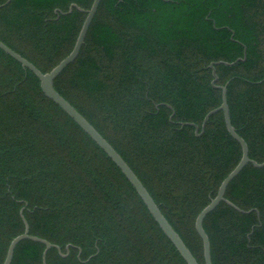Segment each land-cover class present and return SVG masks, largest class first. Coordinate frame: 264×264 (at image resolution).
Masks as SVG:
<instances>
[{
	"label": "trees",
	"instance_id": "16d2710c",
	"mask_svg": "<svg viewBox=\"0 0 264 264\" xmlns=\"http://www.w3.org/2000/svg\"><path fill=\"white\" fill-rule=\"evenodd\" d=\"M93 0H0V42L47 73ZM216 87L212 86V63ZM264 162V0H101L54 89L114 148L198 264L194 227L241 158ZM199 128L197 136L195 127ZM203 221L212 264H264V167L230 182ZM46 264H186L105 152L0 49V264L24 232ZM68 247V253L66 251ZM29 240L11 264H42Z\"/></svg>",
	"mask_w": 264,
	"mask_h": 264
},
{
	"label": "water",
	"instance_id": "95a60500",
	"mask_svg": "<svg viewBox=\"0 0 264 264\" xmlns=\"http://www.w3.org/2000/svg\"><path fill=\"white\" fill-rule=\"evenodd\" d=\"M101 0H93L90 8L88 10H82L81 8L77 7V5L72 4L67 13L69 14L72 12L73 8H77L78 10L84 12L86 14L85 20L81 26V29L78 33L76 38L75 44L71 52L62 59L58 65H56L52 70L47 73H42L38 70L33 64H31L28 60L17 54L16 52L12 51L8 48L5 44L0 42V49L5 52L7 55L12 57L14 60L19 62L21 66L25 69H28L32 72L40 82V88L44 95L54 102L57 106H59L104 152L105 154L112 160V162L118 167V169L122 172V174L126 177L129 181L131 186L137 192L138 196L143 201L144 205L148 209L151 216L154 218L156 223L159 225L160 229L166 235V237L170 240V242L174 245L176 250L179 252L181 257L185 260L186 264H198L196 259L193 257L189 249L186 247L184 242L181 240L179 235L174 231V229L170 226L168 221L160 212L158 206L155 204L145 187L142 185L140 180L137 176L133 173V171L129 168V166L125 163V161L121 158V156L114 150V148L96 131V129L88 123V121L81 116L55 89H54V81L59 76V74L71 63H73L79 55L80 49L84 43V39L88 32L89 26L96 14L97 8L99 6ZM245 60V51L243 59H237L233 63H226V62H217L212 63V75L213 81L212 86H215L217 82V76L214 69L215 65L223 64L225 66H232L237 62ZM222 90V102L221 105L212 111H210L203 119L201 125V133L205 128L206 122L210 118L211 115L214 113L221 111L223 113L224 123L228 134L240 145L241 147V158L236 167L222 180L216 196L211 199L209 204L205 206L200 213L197 215L194 223L195 231L199 236L202 242V250H203V259L204 264H212L211 260V250H210V242L207 234L203 229V221L206 216L211 213L220 203H225L228 206L238 210L230 201L225 198V191L230 184V182L243 170V168L251 164L254 168H263L264 162L259 164L248 157V147L245 141L235 132L233 126L231 125L228 106L226 102V88L221 87ZM195 127V134L199 136L197 126ZM24 222V232L19 236L15 237L9 244L6 252V256L4 262L2 264H11L12 257L16 246L24 240H29L32 242L40 243L45 246V249L42 254V264H46V253L49 249L55 248L59 254L60 249L57 246H54L47 242L46 240L40 239L38 237H34L29 235L28 233V225ZM68 247H66V251L68 253ZM61 256H64L61 254Z\"/></svg>",
	"mask_w": 264,
	"mask_h": 264
}]
</instances>
